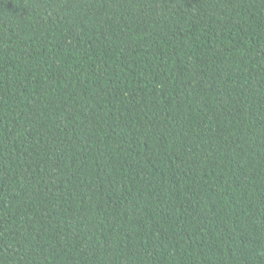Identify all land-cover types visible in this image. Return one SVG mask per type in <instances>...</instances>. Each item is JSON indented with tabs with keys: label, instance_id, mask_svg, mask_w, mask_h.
Segmentation results:
<instances>
[{
	"label": "trees",
	"instance_id": "16d2710c",
	"mask_svg": "<svg viewBox=\"0 0 264 264\" xmlns=\"http://www.w3.org/2000/svg\"><path fill=\"white\" fill-rule=\"evenodd\" d=\"M0 264H264V0H0Z\"/></svg>",
	"mask_w": 264,
	"mask_h": 264
}]
</instances>
